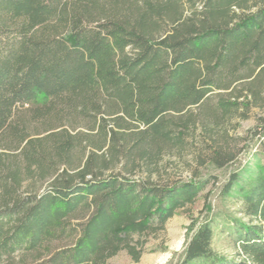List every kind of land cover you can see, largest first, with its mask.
Instances as JSON below:
<instances>
[{"label":"trees","instance_id":"obj_1","mask_svg":"<svg viewBox=\"0 0 264 264\" xmlns=\"http://www.w3.org/2000/svg\"><path fill=\"white\" fill-rule=\"evenodd\" d=\"M263 96L264 0H0V264L138 261L210 179L151 176L197 128L198 167L260 148L181 264H264V118L229 134Z\"/></svg>","mask_w":264,"mask_h":264},{"label":"rangeland","instance_id":"obj_2","mask_svg":"<svg viewBox=\"0 0 264 264\" xmlns=\"http://www.w3.org/2000/svg\"><path fill=\"white\" fill-rule=\"evenodd\" d=\"M261 118H264V96L259 105L251 107L248 118L233 120L236 122V127L233 129L230 126L229 134L245 136L248 130L255 126ZM195 133V139L192 140V145H189L188 149L179 152L175 149H165L162 158L153 165L152 168L156 167V170L151 176L155 181L170 183L176 180L192 179L193 172H195L198 177L210 178L204 190L194 203L177 209L167 220L162 230L147 236V250L138 261H134L126 251L122 250L108 259L105 264H181L185 244L195 227L220 209H233L221 201L219 196L221 185L228 178L229 173L242 167L249 160L251 154L260 147L255 141H246L242 147L239 144L241 152L234 163L223 168H217L211 164L198 167L195 155L198 152L199 154L208 153V148L202 142L201 130L197 128ZM214 133L216 135L217 130ZM145 169L144 167L138 168L131 177L145 178ZM215 248L228 254L232 252L228 240L220 237L216 238ZM30 260L27 257L26 262L30 264L38 262Z\"/></svg>","mask_w":264,"mask_h":264}]
</instances>
